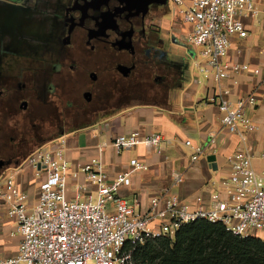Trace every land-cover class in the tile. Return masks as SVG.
<instances>
[{
	"label": "built area",
	"instance_id": "obj_1",
	"mask_svg": "<svg viewBox=\"0 0 264 264\" xmlns=\"http://www.w3.org/2000/svg\"><path fill=\"white\" fill-rule=\"evenodd\" d=\"M168 1L183 25L182 39L198 47L197 74L202 77L196 76L194 81L201 83L210 76L214 79L207 99L215 102L221 124L244 143L246 133L256 128L245 114V106L254 105L258 97L251 93L228 99L230 89L221 79L249 69L247 63L227 61L225 56L231 36L245 37L248 33L243 16L264 23V9L254 0ZM262 82L259 98L264 99V75ZM216 137L212 134L209 143ZM160 140L159 133L140 135L132 130L116 134L111 143L119 152L134 144L150 146ZM65 143L64 137L51 139L21 160L19 168H27L39 178L34 204L27 203L28 194L16 181L15 172L1 177L0 196L20 241L16 253L0 257V264H133L132 254L138 244L149 238L174 237L183 224L196 220L221 223L233 235L264 238V171L252 167V153L247 148L237 147L227 155L229 171L218 178L217 188L206 201L197 197L198 204L190 206L172 192L169 188L183 180L181 171L172 170L170 187L152 196L146 212L139 213L118 191L121 185L129 184L130 173L147 168L145 163L131 158L130 168L113 177L105 170L101 156L71 169ZM184 143L192 147V159L207 152L206 147L193 145L188 138ZM80 172L94 186V195H83L85 186L79 183L73 185L69 196V179Z\"/></svg>",
	"mask_w": 264,
	"mask_h": 264
},
{
	"label": "flooded vegetation",
	"instance_id": "obj_2",
	"mask_svg": "<svg viewBox=\"0 0 264 264\" xmlns=\"http://www.w3.org/2000/svg\"><path fill=\"white\" fill-rule=\"evenodd\" d=\"M183 33L168 0H1L0 173L49 141L42 105L57 136L131 101L161 102L183 76Z\"/></svg>",
	"mask_w": 264,
	"mask_h": 264
},
{
	"label": "crops",
	"instance_id": "obj_3",
	"mask_svg": "<svg viewBox=\"0 0 264 264\" xmlns=\"http://www.w3.org/2000/svg\"><path fill=\"white\" fill-rule=\"evenodd\" d=\"M254 1L264 9V0ZM243 21L248 33L245 37L231 36L225 60L245 62L249 69L231 72L230 76L221 79V84L230 89L228 99L251 93L258 97L254 105L245 106V114L256 128L246 133L244 143H240L237 133L229 132L221 124L215 102L207 99L215 85L210 76L199 83V96H182L183 85L173 83L165 88L161 102L131 101L98 118L89 128L69 131L62 137L66 140L65 156L71 169L76 168L77 163H87L92 157L101 156L105 170L113 177L130 168L131 158L145 163L147 168L130 173L129 184L121 185L118 191L139 213L146 212L152 196L170 187L172 170H179L183 175L180 183L169 188L172 192L190 206L198 204L197 197L206 201L211 191L217 188L218 178L228 173L227 155L237 147L250 150L252 167L258 172L264 171V99L259 98L264 75V23L250 16H243ZM254 67L259 69L257 73L252 71ZM132 130L139 131L140 135L159 133L161 140L155 145L138 143L116 152L111 143L114 136ZM214 133L216 140L209 143ZM187 138L193 145L206 147L207 152L192 159L193 149L184 143ZM211 154L214 159L209 160L207 156ZM20 162L8 166L7 174L15 172L16 181L28 194L27 203L32 205L37 199L39 178L27 168L20 169ZM1 180L0 177V183ZM79 183L85 186V191L81 192L83 195L87 192L94 195V186L80 172L69 179V196H72L73 185ZM19 241L20 235L15 232L6 202L0 196V257L15 254Z\"/></svg>",
	"mask_w": 264,
	"mask_h": 264
},
{
	"label": "trees",
	"instance_id": "obj_4",
	"mask_svg": "<svg viewBox=\"0 0 264 264\" xmlns=\"http://www.w3.org/2000/svg\"><path fill=\"white\" fill-rule=\"evenodd\" d=\"M132 259L133 264H264V238L233 235L221 223L196 220L174 237L138 244Z\"/></svg>",
	"mask_w": 264,
	"mask_h": 264
},
{
	"label": "rangeland",
	"instance_id": "obj_5",
	"mask_svg": "<svg viewBox=\"0 0 264 264\" xmlns=\"http://www.w3.org/2000/svg\"><path fill=\"white\" fill-rule=\"evenodd\" d=\"M170 9L172 10L171 4H170ZM189 45H190V49H189L190 52H188L189 56L186 58V65L183 70V76L180 78V83L183 85V89L181 90L182 96H185L187 98H192L194 96L201 95V92L199 91V83H196L194 79L196 76L200 78L202 76L197 74L196 61L199 59L198 47L192 44ZM38 114L40 115L41 123H43L42 128L45 131L44 140H49L46 141V143H43V145H47V143L50 142L51 138L58 139L59 137L66 136L68 132H64L56 136L55 134L56 130H53V128L50 127V121L52 122L54 118H53L52 110L50 109L49 105H42L40 107V110L38 111ZM37 145H39V143L24 147L18 157V161L22 160L28 153H30L32 150L37 148ZM9 169H10L9 167L4 168L2 173L0 174V177L6 175Z\"/></svg>",
	"mask_w": 264,
	"mask_h": 264
},
{
	"label": "water",
	"instance_id": "obj_6",
	"mask_svg": "<svg viewBox=\"0 0 264 264\" xmlns=\"http://www.w3.org/2000/svg\"><path fill=\"white\" fill-rule=\"evenodd\" d=\"M161 1H162V0H161ZM207 158H208L209 160L214 159V155H212V154H211V155H208Z\"/></svg>",
	"mask_w": 264,
	"mask_h": 264
}]
</instances>
